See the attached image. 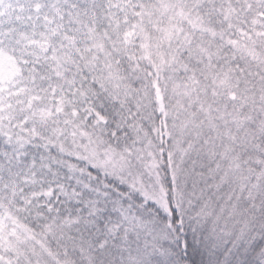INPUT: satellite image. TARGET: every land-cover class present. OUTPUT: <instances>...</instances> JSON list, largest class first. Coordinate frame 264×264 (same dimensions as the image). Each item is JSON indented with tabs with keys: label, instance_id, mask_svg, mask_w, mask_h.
Masks as SVG:
<instances>
[{
	"label": "snow or ice",
	"instance_id": "snow-or-ice-1",
	"mask_svg": "<svg viewBox=\"0 0 264 264\" xmlns=\"http://www.w3.org/2000/svg\"><path fill=\"white\" fill-rule=\"evenodd\" d=\"M0 264H264V0H0Z\"/></svg>",
	"mask_w": 264,
	"mask_h": 264
}]
</instances>
